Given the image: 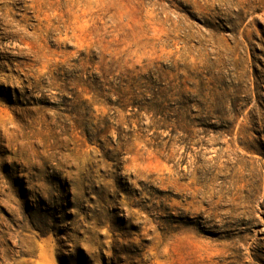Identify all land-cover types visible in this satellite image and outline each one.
Listing matches in <instances>:
<instances>
[{"label": "rangeland", "instance_id": "obj_1", "mask_svg": "<svg viewBox=\"0 0 264 264\" xmlns=\"http://www.w3.org/2000/svg\"><path fill=\"white\" fill-rule=\"evenodd\" d=\"M0 264H264V0H0Z\"/></svg>", "mask_w": 264, "mask_h": 264}, {"label": "trees", "instance_id": "obj_2", "mask_svg": "<svg viewBox=\"0 0 264 264\" xmlns=\"http://www.w3.org/2000/svg\"><path fill=\"white\" fill-rule=\"evenodd\" d=\"M121 90H122V89L119 87V88H118V92H119V94H122V96H126V94L123 95V93H121Z\"/></svg>", "mask_w": 264, "mask_h": 264}]
</instances>
